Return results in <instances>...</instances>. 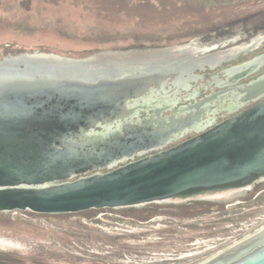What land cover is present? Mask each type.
Masks as SVG:
<instances>
[{
	"label": "water",
	"instance_id": "water-1",
	"mask_svg": "<svg viewBox=\"0 0 264 264\" xmlns=\"http://www.w3.org/2000/svg\"><path fill=\"white\" fill-rule=\"evenodd\" d=\"M242 27L264 35V0L215 14L152 49ZM263 51L264 43L256 54ZM21 58L42 62L47 57ZM14 60L0 63V264H103L67 254L46 235L56 230L11 219L12 212L35 219L102 211L142 219L156 214L188 217L249 199L264 187V76L242 89L240 105L218 123L194 128L180 119L179 126L164 127L144 120L134 127L122 121L133 118L127 105L139 84L144 86L143 77L119 79L125 73L114 69L109 74L116 81L107 94L72 71L48 72L27 64L20 68ZM261 64L238 73L245 79ZM148 89H141L142 94ZM142 94H134L135 102ZM112 127L114 136L109 135ZM197 264H264V223Z\"/></svg>",
	"mask_w": 264,
	"mask_h": 264
},
{
	"label": "rangeland",
	"instance_id": "rangeland-1",
	"mask_svg": "<svg viewBox=\"0 0 264 264\" xmlns=\"http://www.w3.org/2000/svg\"><path fill=\"white\" fill-rule=\"evenodd\" d=\"M257 0H0V55L87 58L152 49L203 20ZM47 227L67 254L103 264H197L264 223V187L246 200L194 216L11 219Z\"/></svg>",
	"mask_w": 264,
	"mask_h": 264
},
{
	"label": "flooded vegetation",
	"instance_id": "flooded-vegetation-1",
	"mask_svg": "<svg viewBox=\"0 0 264 264\" xmlns=\"http://www.w3.org/2000/svg\"><path fill=\"white\" fill-rule=\"evenodd\" d=\"M241 30L237 29L233 33L229 32L233 31L230 28L219 30L208 35L206 40H194L174 47L99 51L80 59L51 58L56 55H45L47 58L42 62L22 60V55L8 56L2 58L0 63L15 59V67L23 68V64H27L42 67L48 72L58 70L68 74L72 71L84 83L96 84L98 88L106 90L107 94L110 93L108 88H112V83L116 81L109 74L114 69L125 73L119 79L134 74L144 78L141 79L145 80L144 86L139 84L130 96L127 111L133 118L122 121L123 123L130 122L137 127L144 120H154L155 124L167 127L169 124L179 126L180 119H184L192 122L194 128H203L207 124L229 118V112L241 103L239 98L242 89L251 81L264 76V51L256 54L264 43V35L255 36L253 30ZM211 36L214 37L210 39ZM173 48L180 50L176 54H166V51ZM251 56V59L241 61V58ZM18 60H22L19 65ZM258 61L262 64L256 73L242 79L238 72ZM237 77L238 81L235 82ZM147 85L150 89L142 94L141 89ZM122 86L135 88L137 85L123 83ZM113 93L119 94L118 89ZM125 93L131 94L129 91ZM139 93L142 95L135 102L133 96ZM199 105L201 115L196 107ZM114 128L110 129L109 135L114 136ZM95 131L104 132L102 128H96ZM188 135L194 136L192 132ZM175 142L177 141H171V145ZM138 157L135 155L134 159L137 160Z\"/></svg>",
	"mask_w": 264,
	"mask_h": 264
}]
</instances>
